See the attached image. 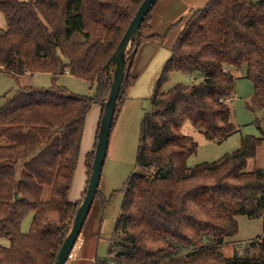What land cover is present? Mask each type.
I'll list each match as a JSON object with an SVG mask.
<instances>
[{
  "label": "trees",
  "instance_id": "1",
  "mask_svg": "<svg viewBox=\"0 0 264 264\" xmlns=\"http://www.w3.org/2000/svg\"><path fill=\"white\" fill-rule=\"evenodd\" d=\"M144 1L0 0L7 22L6 30L0 28V72L17 81L27 74L52 75L48 90L20 87L3 97L0 239L10 246L0 245V264L57 261L81 204L71 202L70 194L87 115L96 104L103 113L111 58ZM153 9L130 48L132 66L137 44L139 49L160 39L147 34ZM171 52L141 122L136 163L146 174L127 181L112 257L96 264H264V235L249 243L246 255L225 257L221 251L238 233V216L255 219L264 211V169L247 170L264 143V0H210L192 13ZM237 70H245L253 84L248 108L262 111L256 121L262 136H245L234 153L191 169L187 162L198 145L183 133L185 124L208 141L238 132L230 107ZM175 71L201 81L165 89ZM67 72L95 85L96 95L58 87ZM136 79L130 70L116 115ZM95 150L86 157L87 184ZM31 213L30 231L23 234L22 222Z\"/></svg>",
  "mask_w": 264,
  "mask_h": 264
},
{
  "label": "rangeland",
  "instance_id": "2",
  "mask_svg": "<svg viewBox=\"0 0 264 264\" xmlns=\"http://www.w3.org/2000/svg\"><path fill=\"white\" fill-rule=\"evenodd\" d=\"M210 0H167L166 13L162 14L161 22L156 27L158 41L143 43L137 51L131 75L136 77V82L127 88L126 97L119 106L111 132L107 157L102 171L101 181L91 212L84 224L81 239L77 247L84 243L82 250H89L90 244L95 243L96 258L108 259L112 257L111 249L117 232V223L121 215V207L124 200V188L129 178L134 173L146 174L136 163L137 151L140 144V128L143 116L150 110V97L164 66L172 56V47L176 39L177 27L171 29L176 20L175 16L188 18L191 13L203 9ZM158 4L156 5V7ZM155 7V8H156ZM153 9L151 21L148 23V35L153 36ZM178 17V18H179ZM180 18V19H181ZM181 21V20H180ZM183 24L179 22L178 27ZM0 28L6 30L7 22L0 12ZM169 28V29H168ZM168 29V31H167ZM236 80L235 94L230 103L232 109V122L238 128V132L225 141H208L200 129L194 128L190 123L183 127V133L191 137L197 143V153L191 156L187 162L189 168H194L204 163H214L227 154L234 153L240 148L241 140L245 136L261 137V131L256 124L262 118V111L249 109L248 102L253 94V84L245 77L244 71L234 72ZM201 81L200 77L191 76L184 72L175 71L171 74L170 81L165 89L175 85H193ZM58 87L67 89L70 93L82 97H94L96 86L91 83L65 74L58 80ZM34 87L35 89L48 90L52 87V75L46 73L22 76L18 81L5 73L0 72V108L6 100L3 98L14 95L19 88ZM100 121L94 124L93 130L84 133L79 157L80 167L76 171L70 194L73 203L83 200L87 190L88 179L85 173L84 162L89 153L96 147V139L100 127ZM89 126V124H88ZM85 138V139H84ZM264 169V143L257 151L255 159L248 161V171ZM83 196V197H82ZM82 199V200H81ZM33 213L23 220L21 232L27 234L30 231ZM238 233L234 237L225 240L221 251L225 257H232L236 253L246 252L251 241L262 238L264 235L263 221L264 211L260 218L250 219L247 216H238ZM0 245L8 247V239H0ZM79 250V249H78ZM257 250L252 249L250 256H254ZM246 255V253H245ZM82 257V256H81ZM70 264V260L68 262Z\"/></svg>",
  "mask_w": 264,
  "mask_h": 264
},
{
  "label": "water",
  "instance_id": "3",
  "mask_svg": "<svg viewBox=\"0 0 264 264\" xmlns=\"http://www.w3.org/2000/svg\"><path fill=\"white\" fill-rule=\"evenodd\" d=\"M158 1L159 0H145L142 3L127 32L123 36L117 50L111 58V63L114 66L112 75L113 79L110 94L107 102L105 103L101 117L95 157L92 164V172L89 177V183L83 200L77 210L70 232L59 251L55 264H68L70 256L73 254V251L80 240L84 224L88 219L94 201L97 197L102 171L107 157L110 136L115 121L117 106L122 98L123 86L125 81L128 79V75L132 67V61L128 62V54L132 43L140 36L143 22ZM137 51L138 44L133 52L134 56L137 54ZM219 143H221V141Z\"/></svg>",
  "mask_w": 264,
  "mask_h": 264
},
{
  "label": "crops",
  "instance_id": "4",
  "mask_svg": "<svg viewBox=\"0 0 264 264\" xmlns=\"http://www.w3.org/2000/svg\"><path fill=\"white\" fill-rule=\"evenodd\" d=\"M169 1L170 0H168V2ZM167 4H168L167 0H160L158 3V6L154 10L152 24H153V28H154L153 34H155V35H157V31H156L157 28L156 27H158V24L161 22L162 14L166 13ZM191 15H192V13L190 14V16ZM190 16L186 19L181 18L178 15L175 16L174 20H176V21L171 26H169V28H171L174 24H176L180 20H182V22H183V24H181L179 27H177L178 29L176 30V39L178 38L179 34L181 33L185 23L190 18ZM168 29H167V31H168ZM158 36H159V34H158ZM176 39L174 40V43L176 42ZM174 43H173V45H174ZM242 71H244V73H245V70H238V72H242ZM66 74H70V73L67 72ZM32 75H34V74H27L26 76H32ZM232 102H233V100H232ZM101 117H102V108L100 105L96 104L92 107L91 111L87 115L86 122H85V129H84L85 136H86V131L88 129H89V131H92L93 126L97 125V123L100 121ZM95 123H96V125H94ZM88 124H89V126H88ZM83 136H84V134H83ZM83 145H84V141H83ZM80 154H81V152H80ZM84 166H85V173L87 174L86 161L84 162ZM79 167H80V163H78L77 170L79 169ZM86 182H87V179H86ZM80 240H82V239L80 238ZM81 245L84 246V243H81ZM81 245L75 249L74 257L70 260V264H96V260H97L96 255L97 254L95 252L96 248L94 247L95 243L89 245L90 246L89 250L87 249V250L81 251L80 249L83 248Z\"/></svg>",
  "mask_w": 264,
  "mask_h": 264
},
{
  "label": "built area",
  "instance_id": "5",
  "mask_svg": "<svg viewBox=\"0 0 264 264\" xmlns=\"http://www.w3.org/2000/svg\"><path fill=\"white\" fill-rule=\"evenodd\" d=\"M77 247V246H76ZM76 249V248H75ZM75 249H74V251H75ZM74 251H73V254L70 256V260L74 257ZM239 254L240 255H243V252L241 251V252H239Z\"/></svg>",
  "mask_w": 264,
  "mask_h": 264
}]
</instances>
